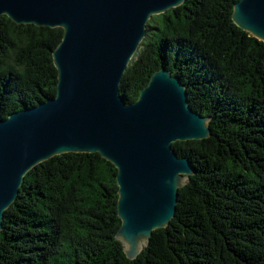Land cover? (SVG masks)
<instances>
[{
	"label": "trees",
	"instance_id": "16d2710c",
	"mask_svg": "<svg viewBox=\"0 0 264 264\" xmlns=\"http://www.w3.org/2000/svg\"><path fill=\"white\" fill-rule=\"evenodd\" d=\"M236 0H184L149 17L119 92L135 101L160 66L209 116L207 138L172 143L193 173L174 215L134 259L120 225L114 165L66 152L25 172L2 214L0 264H264V41L232 21ZM61 27L0 15V118L55 95Z\"/></svg>",
	"mask_w": 264,
	"mask_h": 264
},
{
	"label": "water",
	"instance_id": "95a60500",
	"mask_svg": "<svg viewBox=\"0 0 264 264\" xmlns=\"http://www.w3.org/2000/svg\"><path fill=\"white\" fill-rule=\"evenodd\" d=\"M182 2L0 0V15L14 23L62 29L51 56L55 95L0 118V229L25 172L66 152H98L116 168L115 238L128 259L168 224L177 191L193 173L172 143L207 138L210 117L191 110L186 86L163 66L135 101L123 99L119 84L149 17ZM231 17L264 41V0H236Z\"/></svg>",
	"mask_w": 264,
	"mask_h": 264
}]
</instances>
